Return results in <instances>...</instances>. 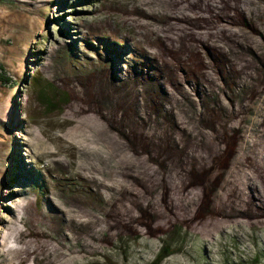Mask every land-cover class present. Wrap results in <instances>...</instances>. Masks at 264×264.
<instances>
[{
  "label": "rangeland",
  "instance_id": "rangeland-1",
  "mask_svg": "<svg viewBox=\"0 0 264 264\" xmlns=\"http://www.w3.org/2000/svg\"><path fill=\"white\" fill-rule=\"evenodd\" d=\"M0 63V264H264V0H0Z\"/></svg>",
  "mask_w": 264,
  "mask_h": 264
},
{
  "label": "trees",
  "instance_id": "trees-1",
  "mask_svg": "<svg viewBox=\"0 0 264 264\" xmlns=\"http://www.w3.org/2000/svg\"><path fill=\"white\" fill-rule=\"evenodd\" d=\"M79 1H81V0H79ZM116 50L117 49L111 48L109 51L116 56V54H118ZM150 58L151 59L149 61H147L146 63H143L141 66L132 65V67L130 66L126 70H123L120 72L115 70L112 67L111 69H113V71L116 73L114 75V77L117 80H115V81L118 83H117V85H113L111 90L116 89L118 86L122 87V86H124L125 83H127L129 85V86L125 87V89H127L126 90L127 92H130L132 94L138 93V94L142 95L143 90H145V86L149 83H152L151 82L152 79H154L158 83H161V80L163 77L162 74L164 73V66H165V64L167 65V63H166V61L161 60V62H160V60H159L160 64H158L157 61H158L159 57L158 58L157 57H150ZM102 59H104V58H102ZM110 61L111 60L108 61L107 59H104V63L106 62L105 66L110 65V63L112 64V61L111 62ZM106 67H109V66H106ZM144 72H146V74H148V76H146L144 74ZM167 73L169 74V71ZM150 75H151V77H150ZM95 76H96V78L93 80H98L96 82V84L98 86H100L101 89L105 90L106 83H105L104 79L101 77V74L97 73V74H95ZM97 77H99L100 79H98ZM0 81H2V82L9 81V77L5 74V68L3 66V63H0ZM2 126L3 125H1V127ZM6 127H8V125L7 126L4 125V128H6ZM168 253H170V251L167 250V246L165 245L163 248L160 249L159 252H157L154 262L158 263V261L160 259H162Z\"/></svg>",
  "mask_w": 264,
  "mask_h": 264
}]
</instances>
